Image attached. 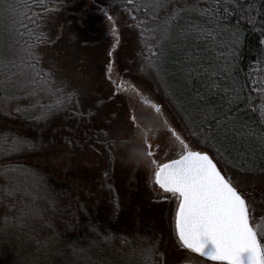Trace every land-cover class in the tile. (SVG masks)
Returning a JSON list of instances; mask_svg holds the SVG:
<instances>
[{"label":"rangeland","instance_id":"obj_1","mask_svg":"<svg viewBox=\"0 0 264 264\" xmlns=\"http://www.w3.org/2000/svg\"><path fill=\"white\" fill-rule=\"evenodd\" d=\"M48 7L41 14L48 39L32 48L52 89L39 102L62 107L32 119L16 111L32 103L28 98L0 93V129L9 145L26 138L25 150L0 161V254L25 249L18 264L34 257L48 264H219L180 245L176 202L153 183L151 161L175 156L167 124L194 150L208 149L197 147L163 98L131 7L125 0H53ZM23 166L34 168L30 179L17 171ZM218 167L245 194L253 226L264 235V172ZM79 204L82 212H69ZM150 247L158 255H149ZM7 254L0 264L19 259Z\"/></svg>","mask_w":264,"mask_h":264},{"label":"snow or ice","instance_id":"obj_2","mask_svg":"<svg viewBox=\"0 0 264 264\" xmlns=\"http://www.w3.org/2000/svg\"><path fill=\"white\" fill-rule=\"evenodd\" d=\"M204 3L208 7H199V0L192 5L184 0L183 6H180V0H138L135 4L133 0H127L135 11L142 9L147 22L155 25L151 29L150 47L159 48L151 60L157 70L167 62L171 50L183 51L190 43L205 44L204 52L220 49L217 55L196 57L194 62L197 67L189 69V75L192 72L200 75V69H203L208 77L201 85L205 91L197 90L195 93V103L190 109L193 118L189 120V132L193 137L203 136L204 147L209 150H194L173 130L171 136L174 139L169 147L175 158L163 163L151 161L155 164L154 183L167 194L166 199L176 202L174 230L184 249L219 264H264V235L253 226V209L245 194L218 167L217 160L227 163L226 153H234V163L247 165L249 171L264 172V133L253 130L243 118L245 110L239 105L247 103L250 97L244 94V82L237 78L235 65H228L229 58L235 60V49L242 43L239 24H232L231 18L239 14L251 21L252 6L247 0H204ZM33 7L48 11L44 0L18 4L0 0V18L15 14L13 24L27 28L25 20L35 23L40 16L38 13L29 16ZM230 8L233 10L230 11ZM260 9L261 15H264V0H260ZM160 13L164 14V19H161ZM193 14L198 18L193 19ZM108 20L114 23L112 16H108ZM116 34L113 29V35ZM188 59L192 61L191 54ZM205 59L208 67L204 66ZM219 59L224 60L223 66L217 65ZM34 60L33 50L26 45L17 43L0 50V64L6 69L0 87L22 94L13 97L15 99L50 95V81L42 77ZM215 68L219 70L210 71ZM111 71L112 66L109 65L108 72ZM221 71L227 72L229 87L222 88L214 79L221 75ZM117 88L129 90L123 83L117 84ZM260 91L264 96V88ZM212 96H217V100L211 101ZM61 107L59 102L51 105L37 101L28 108H17L16 111H23L26 115L38 112L40 115L31 116L38 120L47 119L54 109ZM153 107L157 113L161 111L159 105ZM261 107L264 109V100ZM23 150L25 142L19 137L13 139L11 145L7 139L0 142L2 156ZM212 150L215 157L209 154ZM152 155L151 152L147 153L148 157ZM257 156L261 161L259 166L256 165ZM250 160L252 162L248 163ZM146 252L158 255L151 247ZM147 264L155 262L149 259Z\"/></svg>","mask_w":264,"mask_h":264},{"label":"trees","instance_id":"obj_3","mask_svg":"<svg viewBox=\"0 0 264 264\" xmlns=\"http://www.w3.org/2000/svg\"><path fill=\"white\" fill-rule=\"evenodd\" d=\"M10 2L18 4L30 2V0H10ZM50 2H53V0H44V3L47 4V9L49 8L48 5L50 4ZM137 2L138 0H133L134 4ZM186 2L189 5H192L196 4L197 0H186ZM247 3L252 6V11L250 14L251 21L246 16H241L239 14H234L230 21L232 24H239L242 43L235 49V60L229 58L228 65L229 67L235 65V68L238 70L237 78L244 82V94L250 97L247 103L239 105L245 110L243 118L251 124L253 130L258 133H264V109H262L261 107L262 100H264V96L261 95L260 91L262 88H264V43H261V41H264V15H261L260 0H247ZM125 4H127V0H125ZM183 4L184 0H180V6H183ZM128 6L131 7L135 18L138 19L141 24L140 27L142 28V37L144 41L146 60L149 65V68L151 69L154 75V78L158 84L163 98L168 102V104L171 105L172 108H174L176 113L179 115L185 125L187 134L197 143V145L204 147L203 136L193 137L190 135L189 120L193 118L190 109L192 108V104L195 103V93L197 90L202 93L205 91L201 85L203 82L207 81L208 77L207 74L203 73V69H200V75H197L196 72H192L189 75V69L197 67V64L194 62L196 57L203 56L207 58L209 56H214L219 53L220 49H209L208 52H204L203 49L206 47L205 44L200 42H193L190 43L183 51L171 50L167 62L161 65L160 70H157V68L152 66L151 60L157 55L159 48L158 46L150 47L152 35L151 29L155 27V25L153 23L147 22V16L143 13L142 9L137 12L133 9L132 5ZM199 7L206 8L208 7V5L204 3V0H199ZM232 10L233 9L230 8V11ZM21 11H26V9H21ZM44 11L45 9L43 8L33 7L31 12L29 13V16H31L32 13H38L40 14V16L36 19L35 23H30L28 20H25L24 23L27 25V28L21 27L19 24H13L15 14H13L12 16L0 18V50H5L10 45H16L17 43L21 46L26 45L28 48L32 49L35 48L36 44L48 39L47 34L49 28L47 26H44V24L42 23L41 14ZM169 11H171V8L169 9ZM159 15L161 19H164L163 13H160ZM192 18L197 19L198 17L196 14H193ZM189 54H191L192 57L191 62L188 59ZM203 62L204 66L208 67L206 59ZM216 63L219 66H223L225 62L223 59H219ZM213 70H219V68L210 69V71ZM5 74L6 69H4L3 65L0 64V80H3ZM227 75V72L221 71V75L219 77L214 78L222 88L230 86V82L227 79ZM0 93L4 94L5 96H10V98L22 96V94H20L16 90L10 88L5 90L3 87H0ZM220 95H223V93H220ZM39 97L40 95L34 97H22L20 99H14L17 101L19 100L20 102L28 98L29 101L32 103H26L19 107L20 109H25L28 108L31 104H34L39 101ZM217 98V96H212L210 97V100L214 102L217 100ZM25 105H27V107H25ZM19 113L23 114L24 116L26 115L23 111ZM35 114L36 112L31 113L27 115V117L31 118V116ZM7 138L8 132L0 129V142H3ZM22 140L26 141V138ZM210 152L215 156L214 150ZM11 155L14 154L12 153ZM11 155H0V161L4 163L7 159L11 158ZM234 155V153H226L227 163L223 160H219L218 158L217 159L222 165L236 167L252 173L261 172L259 170L249 171L247 165H239L237 163H234ZM251 162L252 161L250 160L248 163ZM17 163L23 164L20 162ZM260 163V158L257 156L256 165L259 166ZM23 167L17 168V171L21 172V175L24 176V179H30L28 177H30L31 175L28 176V174L34 175L32 172V169L34 168L29 170V167ZM82 208L79 204L77 206H73L69 210V212H82ZM76 220L78 221V225H81L80 219L76 218ZM125 236L126 235H123V237ZM95 247L96 246L94 245L91 246V250L92 248H94L95 250ZM98 247L99 249H102L101 246H97V248ZM91 250H87V252H90ZM7 253L11 255L14 254L13 257L19 258L13 259L11 262L12 264H18L21 260H23V258L28 252L25 251V249L23 248H18L15 252H7L4 250L3 254H0V262L8 256ZM27 256L28 254L26 255V257ZM139 256L140 259L145 257L143 253H140ZM39 258L40 257L32 258L31 264H48L49 260L46 259L45 262H41Z\"/></svg>","mask_w":264,"mask_h":264},{"label":"flooded vegetation","instance_id":"obj_4","mask_svg":"<svg viewBox=\"0 0 264 264\" xmlns=\"http://www.w3.org/2000/svg\"><path fill=\"white\" fill-rule=\"evenodd\" d=\"M167 124V123H166ZM165 124V125H166ZM168 125V128H169V130L172 132L173 131V129H172V127L170 126V124H167ZM170 158H175V156H172V157H170ZM168 160V159H167ZM166 160V161H167ZM166 161H164V162H166ZM163 163V162H162ZM152 166H154L155 167V164H152ZM154 169V168H153ZM153 176H154V174H153ZM153 183H154V181H153ZM154 185H155V188L157 187V185L154 183ZM157 189H158V187H157Z\"/></svg>","mask_w":264,"mask_h":264},{"label":"clouds","instance_id":"obj_5","mask_svg":"<svg viewBox=\"0 0 264 264\" xmlns=\"http://www.w3.org/2000/svg\"><path fill=\"white\" fill-rule=\"evenodd\" d=\"M68 247L72 248L74 253H76L78 251L77 249L73 248V245L71 243L68 245Z\"/></svg>","mask_w":264,"mask_h":264},{"label":"water","instance_id":"obj_6","mask_svg":"<svg viewBox=\"0 0 264 264\" xmlns=\"http://www.w3.org/2000/svg\"><path fill=\"white\" fill-rule=\"evenodd\" d=\"M167 162V161H166ZM239 189V188H238ZM241 190V189H240ZM242 191V190H241Z\"/></svg>","mask_w":264,"mask_h":264}]
</instances>
